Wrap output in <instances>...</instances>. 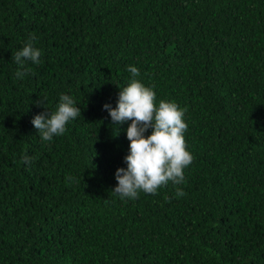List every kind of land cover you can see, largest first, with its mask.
<instances>
[{"label": "trees", "instance_id": "obj_1", "mask_svg": "<svg viewBox=\"0 0 264 264\" xmlns=\"http://www.w3.org/2000/svg\"><path fill=\"white\" fill-rule=\"evenodd\" d=\"M30 34L41 62L16 78ZM129 66L187 110L193 162L121 199L131 121L104 105ZM61 95L82 116L43 141ZM0 264H264V0H0Z\"/></svg>", "mask_w": 264, "mask_h": 264}, {"label": "clouds", "instance_id": "obj_2", "mask_svg": "<svg viewBox=\"0 0 264 264\" xmlns=\"http://www.w3.org/2000/svg\"><path fill=\"white\" fill-rule=\"evenodd\" d=\"M35 34L22 50L12 56L17 64L16 78H22L27 69V61L40 64L41 51L34 47ZM132 74L131 83L122 91L119 90L116 108L105 104L114 124L131 121L127 128V139L130 141L129 154L124 158L127 168H118L115 173L117 187L113 193L121 199H136L140 191L156 194L157 190L169 181L174 184L184 182V169L193 162V156L186 150L184 133L187 124L184 122L186 109H180L175 102L161 100L158 107L154 103L156 94L150 87L144 86L135 77L139 69L129 66ZM81 115V109L69 95H61L55 112L36 115L31 123L43 141H51L54 136L63 135L66 125ZM151 130L150 135L146 133ZM118 134V132H117ZM33 158L23 156V161L32 163ZM66 179H74L68 177ZM185 193L177 189L176 196Z\"/></svg>", "mask_w": 264, "mask_h": 264}]
</instances>
